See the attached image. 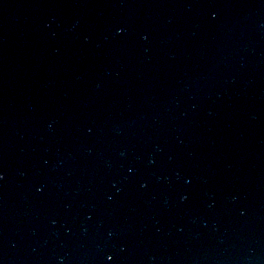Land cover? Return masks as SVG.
Returning <instances> with one entry per match:
<instances>
[{
    "label": "water",
    "instance_id": "95a60500",
    "mask_svg": "<svg viewBox=\"0 0 264 264\" xmlns=\"http://www.w3.org/2000/svg\"><path fill=\"white\" fill-rule=\"evenodd\" d=\"M0 264H264V0H0Z\"/></svg>",
    "mask_w": 264,
    "mask_h": 264
},
{
    "label": "snow or ice",
    "instance_id": "6c2138e0",
    "mask_svg": "<svg viewBox=\"0 0 264 264\" xmlns=\"http://www.w3.org/2000/svg\"><path fill=\"white\" fill-rule=\"evenodd\" d=\"M109 259H111V258H109Z\"/></svg>",
    "mask_w": 264,
    "mask_h": 264
}]
</instances>
